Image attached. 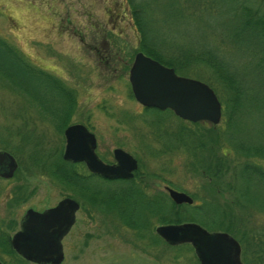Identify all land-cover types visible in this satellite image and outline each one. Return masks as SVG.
<instances>
[{"label":"rangeland","instance_id":"obj_1","mask_svg":"<svg viewBox=\"0 0 264 264\" xmlns=\"http://www.w3.org/2000/svg\"><path fill=\"white\" fill-rule=\"evenodd\" d=\"M196 24L193 28L200 25ZM187 27L184 23L183 28ZM193 28L189 27L190 33ZM0 37L73 92L68 121L87 124L103 161L112 162L111 151L119 147L138 160L136 177L139 175L137 179L145 181L151 192L164 195L167 185L188 194L193 204H199L204 196L222 210L213 228L203 221L202 217H210L206 213L185 222H195L207 231L228 229L233 237L264 228V212L232 203L231 193L207 183L209 176L199 166L232 151L224 141L215 142L222 140L217 131H204L202 125L211 124H193L169 112L144 113L134 100L127 71L137 51H132L137 48V35L125 0H0ZM191 67L202 75L209 74L200 64ZM190 74L187 77L195 78ZM183 131H193L198 137L191 134L187 138ZM209 136L212 141H208ZM198 139L203 143L198 144ZM63 144L62 131L54 121L0 76V148L17 161L13 177L0 178V216L10 235L18 228L25 209L51 206L69 194L80 201L81 208L63 240L60 264H197L188 242L177 248L163 243L147 245L150 229L165 223L150 220L143 238H136L137 229L114 216L115 209L98 208L83 191L49 175L45 164L55 160ZM213 178L220 184L218 173ZM117 184L105 181L101 187ZM151 192L146 195L152 196ZM181 210L179 216L188 213ZM175 214V209L167 213L169 217ZM17 257L0 252L2 264H34L21 258L23 262H17Z\"/></svg>","mask_w":264,"mask_h":264},{"label":"trees","instance_id":"obj_2","mask_svg":"<svg viewBox=\"0 0 264 264\" xmlns=\"http://www.w3.org/2000/svg\"><path fill=\"white\" fill-rule=\"evenodd\" d=\"M261 2L125 0L137 35V48L132 51H142L172 67L179 75L189 76V71H194L191 66L195 64L208 70L209 74L202 75L198 70L193 74L216 94L221 104L222 126L202 127L205 132L217 131L222 140L215 142L224 141L232 151L218 154V160L204 161L199 167L204 168L202 173L209 176L208 184L218 191L232 194V203L235 201L248 211L258 212H264V6ZM192 22L200 25L193 28ZM184 23L195 32L190 33L189 27L184 29ZM0 76L42 109L54 121L59 132L70 123L68 116L75 100L73 92L56 76L30 63L2 37ZM143 112L171 113L152 107L144 108ZM183 133L187 138L197 136L193 131ZM200 140L198 144L203 143ZM209 140L213 139L209 136ZM56 154L55 160L45 164L48 174L66 184L70 183L71 175L77 170L73 169L70 162L61 159V148ZM215 173L220 177V184L213 178ZM108 181L119 184L101 187L94 180L76 178V185L84 192L82 195L85 194L84 197L98 205V208L104 206V210L115 209L117 215L114 216L137 229L136 238H143V229L147 228L150 220L156 223H179L195 220L198 214L206 213L210 217H202L203 221L209 222L211 228L218 225L219 212L222 210L210 204L204 196H200L199 204L175 205L166 193L161 195L156 192L151 194V198L148 197L147 189L138 185L142 180L138 181L136 176ZM7 196L8 200L10 196ZM172 209L178 214L169 217L167 213ZM178 209L188 213L179 216ZM223 231L231 235L228 229ZM150 232L151 236L146 237L147 245L163 243L171 248L182 246L167 244L152 229ZM9 238V229L5 228L0 216V252L15 254ZM235 238L240 244L243 263L264 264V228L242 231ZM16 261L23 262L18 257Z\"/></svg>","mask_w":264,"mask_h":264},{"label":"water","instance_id":"obj_3","mask_svg":"<svg viewBox=\"0 0 264 264\" xmlns=\"http://www.w3.org/2000/svg\"><path fill=\"white\" fill-rule=\"evenodd\" d=\"M127 80L134 100L144 107L160 110L170 109L181 119L196 122L207 121L216 125L221 117V105L214 91L205 82L177 75L172 67L166 66L141 51L133 54L127 71ZM64 144L61 158L69 161H83L87 168L107 178H128L136 168V160L121 148H113L114 164L102 162L94 152L95 137L82 124L73 123L64 127ZM0 176L9 178L17 167L11 154L0 151ZM165 190L175 204H191L192 198L183 191L170 187ZM78 204L65 197L55 206L38 212L25 210L19 230L10 237L11 248L29 261L58 264L62 259L60 245L50 239V244L36 241L37 221L49 219L66 208L71 214ZM63 228L69 226V220ZM155 234L164 242L176 245L188 242L199 264H243L240 260L238 241L225 231H207L195 222L165 223L154 228ZM54 258H42L50 249ZM52 251V250H51ZM1 264V263H0Z\"/></svg>","mask_w":264,"mask_h":264},{"label":"flooded vegetation","instance_id":"obj_4","mask_svg":"<svg viewBox=\"0 0 264 264\" xmlns=\"http://www.w3.org/2000/svg\"><path fill=\"white\" fill-rule=\"evenodd\" d=\"M179 75V74H177ZM139 104V103H138ZM142 107V110L144 108H147V107H144L142 105H140ZM149 108V107H148ZM154 108V107H152ZM157 109V108H156ZM160 110V109H158ZM164 110H169L172 114L173 112L170 110V109H163L162 111ZM174 115V114H173ZM176 116V115H174ZM177 118H179L178 116H176ZM181 119V118H179ZM181 120H184V119H181ZM187 121V120H185ZM199 122V121H197ZM200 122H204V123H208L210 124L209 122L207 121H200ZM73 123H79V124H82L89 132H91L93 134V132L90 130V128L86 125H84V123H81V122H72V123H69V124H73ZM213 126V125H212ZM216 126V125H215ZM94 135V134H93ZM95 137V135H94ZM114 148H119V147H114ZM0 151H6L8 152L9 154H11L9 151L3 149V148H0ZM125 151V150H124ZM94 152L95 154L97 155V157L104 163H107V164H114L115 163V160L113 159V156H112V159L113 161L112 162H105L103 161L102 157H100L97 152H96V138H95V148H94ZM127 152V151H126ZM61 153H62V150H61ZM111 154H112V151H111ZM130 154V153H129ZM12 155V154H11ZM131 155V154H130ZM13 156V155H12ZM132 156V155H131ZM133 157V156H132ZM14 158V156H13ZM135 160H136V168L135 170H133L132 172V176L131 177H128V178H132L134 176H136L137 172H138V168H139V162L138 160L133 157ZM15 159V158H14ZM62 159V158H61ZM64 160V159H62ZM16 161V159H15ZM64 161H68L70 162L72 165H73V169L77 170V172H74L72 175H71V182H70V185L73 186L75 189L77 188V185H76V178H86V179H89V180H94V183L95 184H101L105 181H108V180H116V179H127V178H120V177H117V178H107V177H103L97 173H93L91 172L86 164L83 162V161H76V162H73V161H69V160H64ZM16 164H17V161H16ZM2 167H0V171H1ZM17 169V167H16ZM16 169L14 170L13 174L11 177H13V175L15 174V171ZM139 176V175H138ZM137 176V177H138ZM9 177V178H11ZM0 178H3L0 176ZM9 178H4V179H9ZM141 180L140 178L138 179V181ZM99 181V182H98ZM142 182V183H141ZM141 182H138L140 184H142V188L143 189H147V192L148 194H150L151 192V189L149 188L148 184L145 183V181H141ZM139 185V184H138ZM147 185V187H146ZM165 187H169L167 185L164 186V190H165ZM171 188V187H170ZM174 189V188H172ZM176 190V189H175ZM177 191H180V190H177ZM166 192V190H165ZM153 193V192H151ZM167 194V192H166ZM168 196V194H167ZM65 197H68V198H72L73 200H75L78 204V207L70 214L66 208L62 209L61 211H59L57 214H54L52 215L51 218L49 219H45V218H42L40 220L37 221V224L35 226V231H36V241H40V242H44V243H47V244H50V239H54L56 240V243L60 245V251L62 253V259L60 261V263L62 262L63 260V240L64 238L66 237V235H68L72 229V227L74 226L75 222L77 221V213L78 211L80 210L81 208V203L79 200H77L75 197L67 194V195H64V196H61L59 199L56 200V202L54 204H52L51 206H47V207H43L41 209H34L38 212H43L45 209L47 208H50V207H53L56 205V203L58 201H60L61 199L65 198ZM169 198V196H168ZM170 199V198H169ZM171 200V199H170ZM172 201V200H171ZM175 204V203H174ZM181 204H185V203H181ZM193 204V203H191ZM191 204H187V205H191ZM175 205H179V204H175ZM28 209V208H27ZM33 209V208H32ZM26 210V209H25ZM24 210V212H25ZM23 212V214H24ZM23 214L20 216V218L18 219V228L14 231L16 232L17 230H19V224L22 220V217H23ZM70 218V224L68 227H66L65 229L63 228V226L65 225L64 222L69 220ZM181 223V222H179ZM201 226V225H200ZM154 231V230H153ZM12 232V234L14 233ZM155 233V232H154ZM11 234V235H12ZM10 235V237H11ZM9 242H10V238H9ZM182 243H186V242H182ZM182 243H179V244H182ZM239 243V242H238ZM178 245V244H176ZM240 245V244H239ZM11 246V245H10ZM13 250V249H12ZM52 250V251H51ZM14 251V250H13ZM50 252L45 255L44 257L42 258H54V256L51 254L54 252L53 248L49 250ZM240 252H241V249H240ZM14 253L21 259L25 260V261H28V262H31V263H34V264H51V263H37V262H33V261H29V260H26L25 258H23L21 255H19L17 252L14 251ZM240 260H241V256H240ZM241 262L243 263V261L241 260ZM1 263V262H0ZM58 263V264H60ZM2 264V263H1ZM245 264V263H243Z\"/></svg>","mask_w":264,"mask_h":264}]
</instances>
